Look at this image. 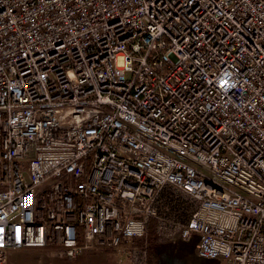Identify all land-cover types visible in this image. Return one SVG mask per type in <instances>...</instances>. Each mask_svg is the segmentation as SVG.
<instances>
[{
    "label": "built area",
    "instance_id": "2783aa9c",
    "mask_svg": "<svg viewBox=\"0 0 264 264\" xmlns=\"http://www.w3.org/2000/svg\"><path fill=\"white\" fill-rule=\"evenodd\" d=\"M151 224L264 264V0H0V264H149Z\"/></svg>",
    "mask_w": 264,
    "mask_h": 264
},
{
    "label": "rangeland",
    "instance_id": "374dc122",
    "mask_svg": "<svg viewBox=\"0 0 264 264\" xmlns=\"http://www.w3.org/2000/svg\"><path fill=\"white\" fill-rule=\"evenodd\" d=\"M118 64H123V58L120 57ZM164 232H157L156 230H149L148 234V246L149 253L151 252L152 243L155 244L158 241L169 242V239L182 241V238L177 234L173 236H168ZM166 239V240H165ZM169 240V241H168ZM195 244V241H193ZM87 256L90 260L94 261L93 264H129L128 258L123 255H120L112 250H101V251H89L85 252L82 255H79L73 259L66 258L62 254V250L56 247H32L25 248L16 251H12L9 258V264H80V260ZM208 264H228L223 260H205ZM186 258L177 259L175 264L186 263Z\"/></svg>",
    "mask_w": 264,
    "mask_h": 264
},
{
    "label": "crops",
    "instance_id": "0c3cea01",
    "mask_svg": "<svg viewBox=\"0 0 264 264\" xmlns=\"http://www.w3.org/2000/svg\"><path fill=\"white\" fill-rule=\"evenodd\" d=\"M166 240V239H165ZM170 240V241H169ZM168 242L158 241L152 243L151 252L149 253V264H175L178 257L186 258V263L181 264H208L202 257L199 256L197 251V241L192 240H179L169 239ZM195 241V244H193ZM209 260V259H208ZM223 260L224 259H215ZM80 264H93L94 261L89 257L84 256L80 261Z\"/></svg>",
    "mask_w": 264,
    "mask_h": 264
},
{
    "label": "trees",
    "instance_id": "16d2710c",
    "mask_svg": "<svg viewBox=\"0 0 264 264\" xmlns=\"http://www.w3.org/2000/svg\"><path fill=\"white\" fill-rule=\"evenodd\" d=\"M163 196L165 197V204L169 208V216L183 223L187 222L190 216L191 205L182 201L179 196L174 200L175 193L171 188L165 189ZM151 228L152 230L156 229L154 224L150 225L149 230Z\"/></svg>",
    "mask_w": 264,
    "mask_h": 264
}]
</instances>
